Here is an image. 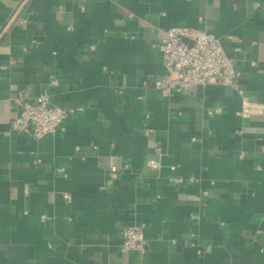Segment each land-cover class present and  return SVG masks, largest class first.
<instances>
[{
    "label": "crops",
    "instance_id": "0c3cea01",
    "mask_svg": "<svg viewBox=\"0 0 264 264\" xmlns=\"http://www.w3.org/2000/svg\"><path fill=\"white\" fill-rule=\"evenodd\" d=\"M172 26L219 38L246 115L228 85L154 88ZM43 90L82 110L11 129ZM133 223L144 253L120 250ZM0 264H264V0H0Z\"/></svg>",
    "mask_w": 264,
    "mask_h": 264
},
{
    "label": "built area",
    "instance_id": "2783aa9c",
    "mask_svg": "<svg viewBox=\"0 0 264 264\" xmlns=\"http://www.w3.org/2000/svg\"><path fill=\"white\" fill-rule=\"evenodd\" d=\"M93 47L90 46L91 49ZM156 47L162 54L165 73L156 78L152 85L163 96H169L194 85L219 83L236 88L244 102L238 113L241 115L248 113L247 104L250 100L237 87L234 59L224 51L221 41L213 33L186 26H172L163 30ZM50 80L53 84L57 82L53 75L50 76ZM13 102L19 109L10 122L11 129L25 131L35 138L54 132L67 116L82 110L80 107L68 109L52 104L47 90L41 91L32 101H28L19 93L13 97ZM219 110V108L215 109L216 112ZM145 166L150 169L161 167L158 147L150 150L145 159ZM170 168L173 169L174 166ZM116 175V166L110 165L105 184L112 185ZM170 179L175 184L185 180L182 176H173ZM188 179L193 180V177ZM64 197L70 200L67 194H64ZM120 250H135L139 253L146 251L142 224L133 223L123 226Z\"/></svg>",
    "mask_w": 264,
    "mask_h": 264
}]
</instances>
